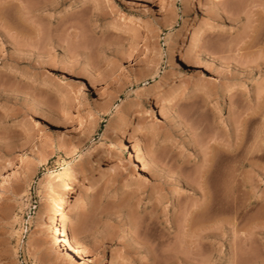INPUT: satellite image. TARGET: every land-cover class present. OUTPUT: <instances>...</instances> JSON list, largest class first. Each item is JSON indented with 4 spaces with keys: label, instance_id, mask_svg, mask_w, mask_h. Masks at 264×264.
I'll return each mask as SVG.
<instances>
[{
    "label": "rangeland",
    "instance_id": "374dc122",
    "mask_svg": "<svg viewBox=\"0 0 264 264\" xmlns=\"http://www.w3.org/2000/svg\"><path fill=\"white\" fill-rule=\"evenodd\" d=\"M263 159L264 0H0V264H264Z\"/></svg>",
    "mask_w": 264,
    "mask_h": 264
},
{
    "label": "bare ground",
    "instance_id": "6f19581e",
    "mask_svg": "<svg viewBox=\"0 0 264 264\" xmlns=\"http://www.w3.org/2000/svg\"><path fill=\"white\" fill-rule=\"evenodd\" d=\"M200 4H199V9L198 10H201L203 7H204V5H203V3L202 2H199ZM188 22V21H187ZM218 25H208L207 23H206V26L205 25H202V24H200V25H198V26H196L195 28H194V30H192V35H194V40H193V42H192V45H191V49H199L200 47H201V44H202V41H203V35L205 34V33H207V32H209V31H216L217 29H218ZM186 32L187 33H185V37L183 38V40H182V42H186L187 40H188V38H189V36H190V34H191V29H189L188 28V25H187V27H186ZM257 32H259V31H257ZM259 34V33H258ZM181 45H182V43H181ZM181 47V46H180ZM184 49V48H183ZM190 49V50H191ZM181 53H180V55H181V58H182V60L184 61V62H186V63H188L189 62V60H190V53H189V55L187 56V53H185L183 50L182 51H180ZM189 52V51H188ZM171 77V76H170ZM165 83V82H164ZM161 87V86H160ZM236 87H234L233 85H231V86H229L228 88H226L224 91L226 92L225 93V95L223 96V98L225 97L226 98V100H227V98H229L228 96L230 95V93H231V91H233L234 89H235ZM236 90V89H235ZM173 102H175V100L173 101ZM136 107H140V104H137L136 105ZM135 112H136V110L134 109V110H132V109H130L129 110V112H128V114L127 115H129L131 118H132V116H134L135 115ZM129 116H127V117H129ZM128 120V119H127ZM247 121V119L245 120V122ZM245 124H247V123H244V127H245ZM248 130H249V124H248ZM246 128V127H245ZM239 130V129H238ZM129 131H130V127H129V125L126 123V125L124 126V128L122 129V139H127V142H126V144H125V150L126 151H128V152H130V150H131V140H130V137H129ZM245 129H243V131H242V137L239 139V141L237 142V144L233 147V148H227V149H225V151L227 152V153H233V152H235V151H237V150H243V149H241V147H243L244 148V146H242V145H245L246 143L244 142V140H246L247 139V134L245 133ZM248 132V131H247ZM250 133V132H249ZM253 136V134H251L250 133V136ZM254 135H255V133H254ZM245 136H246V138H245ZM252 136H251V138H252ZM256 136V135H255ZM254 136V137H255ZM249 139H250V137H249ZM249 139H248V141H249ZM253 139H255V138H253ZM251 148V147H250ZM253 149H254V147H253ZM252 149V150H253ZM223 149H221V151H222ZM246 150V149H245ZM224 151V150H223ZM238 152V151H237ZM217 153V152H216ZM221 154V153H220ZM229 154V155H230ZM222 155H223V153H222ZM228 155V156H229ZM234 155V154H233ZM250 155H252V153L250 154ZM263 155V154H262ZM216 156V155H215ZM215 156H214V158H215ZM226 156V155H225ZM232 156V155H231ZM217 157V156H216ZM260 158L261 157H257V156H251V158H249V160H248V162L247 163H245V164H251V165H255V164H257V161L259 160L260 161ZM248 159V158H247ZM218 160V159H217ZM264 160V159H263ZM216 161V160H215ZM215 161H213V160H211L210 161V163H209V165H208V167H210L212 164H215ZM214 162V163H213ZM96 163H97V165L98 166H101V162L100 161H96ZM95 163V164H96ZM215 166V165H214ZM213 167V166H212ZM211 167V168H212ZM246 167V166H245ZM92 168V167H91ZM210 168V169H211ZM89 169V168H88ZM209 169V170H210ZM262 170H263V168H261ZM256 170H257V168H256ZM258 170H259V168H258ZM255 171V170H254ZM229 173V172H228ZM250 173V172H249ZM86 172L85 171H82V172H79L78 173V175L74 178V181H73V184L71 185V187L67 190V192H66V194L63 196V197H61L59 200H58V202H57V204H56V210H57V212H59L58 210L62 207V206H64L66 203H67V201L69 200V199H71L72 198V196H73V194L75 193V186L81 181V180H83L85 177H86ZM233 176V175H232ZM240 176V175H239ZM233 178H234V176H233ZM237 178V177H236ZM243 181V180H242ZM232 182V181H231ZM230 182V183H231ZM236 182V181H235ZM238 182H240V180H238L237 181V188H238V190H239V184H238ZM224 183V182H223ZM243 183V182H242ZM226 184H229V182L228 183H226ZM225 184V185H226ZM222 185H224V184H222ZM225 185H224V188H223V190H225V191H227L226 193L228 194V191L229 190H232L234 187H236V186H234V184H230V187H228V188H226L225 187ZM235 185H236V183H235ZM226 186H228V185H226ZM230 188V189H229ZM236 188V189H237ZM227 189V190H226ZM219 190V189H218ZM178 189H175L174 191H173V196L172 197H176L177 195H179L178 194ZM232 192V191H231ZM230 191H229V194L231 193ZM233 193V192H232ZM234 194V193H233ZM232 194V195H233ZM230 196V195H229ZM226 197V196H225ZM231 197V196H230ZM230 197H227V198H229L228 199V203L229 202H233L234 200H236L237 198L236 197H239V196H236L235 198L234 197H232V198H234V199H232L233 201H231V199H230ZM227 198H225V199H227ZM238 199H240V198H238ZM237 199V200H238ZM211 200V199H210ZM230 200V201H229ZM226 201V200H225ZM227 202V201H226ZM236 202V201H235ZM238 202H239V200H238ZM176 203V202H175ZM175 203H174V205H175ZM234 203V202H233ZM231 204L230 205V203H229V205L232 207V205H234V204H237V203H234V204ZM241 203V201L239 202V204ZM244 204V203H243ZM173 205V206H174ZM210 205V202H209V200H207L206 201V203L203 205V206H201L198 210L199 211H203V210H205V209H208L207 207ZM228 205V204H227ZM235 206V205H234ZM241 206V207H240ZM213 207V206H212ZM230 207V208H231ZM237 207H240V209H238V210H234L233 209V207H232V209L235 211V213L237 214L238 212H239V210H241V211H243L241 208L242 207H244L243 205H242V203L240 204V205H238L237 204ZM82 208V204L81 203H78V204H73V209H81ZM226 208V207H225ZM228 208H229V206H228ZM209 209H210V207H209ZM222 209V208H221ZM231 210V209H230ZM74 211V210H73ZM210 211V210H209ZM225 211H226V209H225ZM228 211V210H227ZM56 212V213H57ZM197 212V211H196ZM231 213V212H230ZM52 214V211H51V209L50 208H48V207H46L44 210H43V214L41 215L42 217H48V221H47V229L49 230V231H53L54 233V235H55V244H60L61 245V243H63L64 242V246L66 247V254L68 253V255H71V256H74V257H78V259L80 258V259H82V257L81 256H79L77 253H76V247L74 248V246H73V244L67 239L68 237H69V226H68V224L64 221V222H62L61 223V225H57V220L55 219V217L53 216V215H51ZM197 214V213H196ZM208 214V213H207ZM225 214H227L228 215V212H226ZM232 214H234V212L232 213ZM231 214V215H232ZM239 215H241V212H239L238 213ZM243 214V213H242ZM59 215V214H58ZM239 215H237V217H239ZM244 215V214H243ZM246 215V214H245ZM204 216V215H203ZM229 216H230V214H229ZM235 216V215H234ZM198 217V216H197ZM236 217V216H235ZM234 217V218H235ZM243 217V216H242ZM241 217V218H242ZM231 218H233V216H231ZM201 220V219H200ZM239 220V219H238ZM192 221V220H191ZM198 221V220H197ZM237 221V220H236ZM243 221V220H242ZM239 222V221H238ZM238 222H235V220L233 219V224L234 225H237V226H235V227H238V226H240L241 225V223H239V225L237 224ZM231 223H229V225H230ZM233 225V226H234ZM231 226V225H230ZM234 229V228H233ZM204 230V229H203ZM84 259V258H83Z\"/></svg>",
    "mask_w": 264,
    "mask_h": 264
}]
</instances>
